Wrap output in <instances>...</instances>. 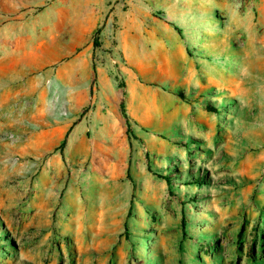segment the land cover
Here are the masks:
<instances>
[{
	"label": "rangeland",
	"instance_id": "obj_1",
	"mask_svg": "<svg viewBox=\"0 0 264 264\" xmlns=\"http://www.w3.org/2000/svg\"><path fill=\"white\" fill-rule=\"evenodd\" d=\"M0 264H264V0H0Z\"/></svg>",
	"mask_w": 264,
	"mask_h": 264
},
{
	"label": "trees",
	"instance_id": "obj_2",
	"mask_svg": "<svg viewBox=\"0 0 264 264\" xmlns=\"http://www.w3.org/2000/svg\"><path fill=\"white\" fill-rule=\"evenodd\" d=\"M122 113H123L124 117L126 118V123H127L128 131H129L131 129V124H130V119L127 115L126 108H125L124 104H122ZM65 143H66V140L64 139V141L62 142V145H65Z\"/></svg>",
	"mask_w": 264,
	"mask_h": 264
},
{
	"label": "crops",
	"instance_id": "obj_3",
	"mask_svg": "<svg viewBox=\"0 0 264 264\" xmlns=\"http://www.w3.org/2000/svg\"><path fill=\"white\" fill-rule=\"evenodd\" d=\"M77 131H79L77 128H74L72 131V137L77 135Z\"/></svg>",
	"mask_w": 264,
	"mask_h": 264
}]
</instances>
